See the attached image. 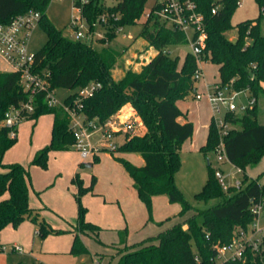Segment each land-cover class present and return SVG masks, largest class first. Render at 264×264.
<instances>
[{"label":"trees","instance_id":"1","mask_svg":"<svg viewBox=\"0 0 264 264\" xmlns=\"http://www.w3.org/2000/svg\"><path fill=\"white\" fill-rule=\"evenodd\" d=\"M147 1L116 0L114 5L107 6L105 0H88L82 5L90 31L94 30L102 15L107 16V22L100 24L106 29V37L99 39L103 44L101 49L94 46L93 40L75 39L58 29L47 17L50 0H0V23H9L15 16L30 10L41 13L39 24L48 38L35 53L33 71L50 82L52 88L74 89L65 97L64 104H73L79 89L91 82H99L101 86L92 95L80 100L82 107L79 110L88 118L103 122L127 103L136 109L147 132L126 138L115 150L108 152L131 176L139 199L146 205L149 219H152L153 197L157 195H166L170 203L179 204L178 215L192 208L176 185L175 173L182 162V144L193 135L194 123L179 121L184 113L177 101L195 92L197 59L190 50L179 65V56H172L168 50L171 46L187 44L186 34L172 29L151 14L142 23L140 35L154 45L158 53L140 71L128 70L122 78H113L118 52L111 43L118 35L117 28L135 24L143 15ZM238 1L195 0L197 9L204 16L207 31L204 60L218 65L219 83L225 84L235 78V89H247L257 98V103L243 114L232 118L230 113L233 112L225 113L226 122L240 124L224 135V146L228 161L244 173L241 186L232 185L225 190L208 162V178L196 198L205 202L218 199V202L196 213L200 220L192 217L187 221V228L175 224L157 236L148 237L137 247L123 249L117 264L264 263V252L251 249H247L246 259L216 261L215 245L230 242L239 230L235 231L236 227L248 230L255 219L251 206L264 196V171L258 177L245 173L247 166L258 164L264 156V123L258 117V99L264 94V0H256L260 8L258 17L234 26L231 18ZM215 7L217 9L213 12ZM155 8L154 4L152 9ZM233 27L237 31L236 39L226 34ZM20 78L19 71L0 70V230L8 224L18 226L26 218L38 221V213L29 203L27 169L19 162H3L6 151L17 141V129L12 136L11 128L2 123L6 111L31 97L23 89ZM33 103L35 110L27 119L37 120L44 113L53 115L51 141L33 159V163L46 167L50 151L69 150L76 138L70 128L71 115L64 105L50 107L45 92L33 96ZM219 141V128L212 118L206 143L200 151L206 154L216 149ZM132 152L141 155L143 164L137 165L120 154ZM99 160L96 155L92 165ZM96 180L93 175L88 187L76 174L74 181L78 185L79 199L83 193L92 190ZM85 209L80 206V226L76 227L71 252L85 249L78 232L94 228L84 221ZM39 226L43 234L50 231L44 219Z\"/></svg>","mask_w":264,"mask_h":264},{"label":"rangeland","instance_id":"2","mask_svg":"<svg viewBox=\"0 0 264 264\" xmlns=\"http://www.w3.org/2000/svg\"><path fill=\"white\" fill-rule=\"evenodd\" d=\"M105 1L107 6L116 3V0ZM155 1L148 0L144 13L137 22L125 25L112 41L111 44L118 52L112 70L115 80L122 78L128 70L140 71L151 56L158 53L157 48L140 35L145 12L153 8ZM73 4V0H50L47 17L58 29H63L65 35L75 38L70 23L73 15H79V12ZM259 14L260 8L256 0H243V5L235 9L231 22L235 26L241 21L256 18ZM94 31H102L99 23L95 25ZM262 32L264 33V19ZM128 34H131L132 38H128ZM226 34L236 39V28L229 29ZM47 38L45 30L37 23L28 41L29 52L39 51ZM81 39L87 40L85 36ZM94 46L101 49L103 44L95 40ZM169 51L172 56H179L181 65L190 47L188 44L175 45L171 46ZM202 67L208 84L213 86L221 81L216 63L204 60ZM196 86L198 92L206 91L204 79L197 81ZM73 91L74 89L57 88L59 102H63ZM252 96L251 91L243 90L235 97L234 102L236 105L247 104ZM128 104L130 103L126 105ZM177 104L185 113L188 112L189 118L196 123L193 135L182 144V162L175 173L176 185L192 208L178 215L176 213L180 210L179 204L170 203L166 196H157L153 202L152 219H149L148 209L133 187L131 176L108 151L101 152V161L93 165L87 164L76 149L50 151L47 166L44 167L33 163V159L36 153L51 141L52 113L42 114L38 121L20 120L16 125L17 141L6 151L3 162H19L27 169L29 203L38 213V221L26 218L18 226L8 224L0 230V243L6 247V250L1 252L0 264H117L123 249L137 247L148 237L157 236L175 224L186 228L187 221L194 216L200 220V216L195 214L218 202V199L205 202L196 198V194L203 189L207 181L208 162L214 169L222 168L230 185L241 180L244 173L227 159L218 160L217 149L209 150L205 154L199 148L207 140L202 124L210 123L214 117L219 125L227 108L221 105L219 110L215 111L206 94L197 98L195 92L185 99L178 100ZM124 106L118 111L121 112ZM258 109L259 121L264 123V94L259 96ZM230 116L233 118L238 114L230 113ZM141 124L144 122L140 117L139 128ZM228 127H240V124L231 122ZM117 139L123 141L121 136ZM127 155L135 164L139 158L142 159L139 153ZM127 155L124 157H128ZM77 171L83 184L88 187L92 184L93 174L97 177L92 190L83 193L80 199L78 185L74 181ZM263 171L264 156L258 164L247 166L245 173L258 177ZM81 205L86 208L84 221L94 228L78 232L85 249L71 252L76 227L80 226L78 223ZM43 219L48 222L50 228L45 234L40 232L39 226ZM258 222L264 227V211ZM253 227V223H250L248 231L251 232ZM238 229L240 228L236 227L235 231ZM14 245H19L21 250H15ZM193 248L197 251L195 245Z\"/></svg>","mask_w":264,"mask_h":264},{"label":"built area","instance_id":"3","mask_svg":"<svg viewBox=\"0 0 264 264\" xmlns=\"http://www.w3.org/2000/svg\"><path fill=\"white\" fill-rule=\"evenodd\" d=\"M74 8L79 15H73L70 27L73 29L75 39H81L83 36L87 40H98L106 37V29L95 32L89 30V26L83 16L82 5L88 0H73ZM243 5V0L238 1V6ZM155 9L145 12V19L151 14L159 17L167 26L174 30L183 31L188 39L190 50L197 59V68L194 72V79L199 81L204 77L202 62L204 61V48L206 47L207 31L203 14L197 9L195 0H156ZM216 7L213 12L216 11ZM41 13L36 10L15 16L9 23H0V57L10 66L12 71L21 73L20 83L25 91L30 94L28 101H22L18 105L10 106L5 114L3 124L11 128V135H15L16 125L22 119H27L35 110L33 96L39 92H45V99L50 107L59 104L64 105L65 109L71 115L70 128L73 131L76 141L74 147L80 152L81 157L87 164L92 165L94 157L104 151L115 150L120 141L117 137L126 138L138 134L139 118L132 113L117 111L105 121H99L96 118L90 119L81 112L80 100L92 95V93L101 86L99 82H91L87 86L79 89L78 97L73 104H64L59 102L56 89L52 88L43 76L33 71L35 53L28 50V41L32 29L39 23ZM107 22V16L102 15L100 20L95 23L101 24ZM95 29V28H94ZM123 27L117 28L119 34ZM84 30V31H83ZM131 38L132 36L129 35ZM168 52H170L168 50ZM235 78H232L225 84L216 83L209 85L205 92H196V97L201 98L207 95L215 111L219 110L221 105L227 108V111L243 114L257 103V98L253 95L247 104L236 105L235 97L243 90L234 88ZM196 90V88H195ZM214 118V117H213ZM215 120V118H214ZM216 123V121H215ZM229 122L225 121V115L220 124L217 125L220 133V141L216 147L218 151V160L227 159L224 135L230 129ZM226 128L224 131L223 129ZM228 160V159H227ZM84 164V162H82ZM215 175L222 187L227 190L230 186L226 181V176L221 168L215 169ZM241 186V180L234 184ZM251 211L255 214L253 229L249 232L240 228L232 240L222 245H215L217 250L216 261L223 260H243L246 259L247 249L257 253L264 252V227L258 222L261 213L264 211V196L251 206ZM15 250H21L19 245H14ZM6 247L0 244V253L5 251ZM264 264V263H263Z\"/></svg>","mask_w":264,"mask_h":264},{"label":"crops","instance_id":"4","mask_svg":"<svg viewBox=\"0 0 264 264\" xmlns=\"http://www.w3.org/2000/svg\"><path fill=\"white\" fill-rule=\"evenodd\" d=\"M129 35H131V34H128V38H130L129 37ZM132 36V35H131ZM132 38V37H131ZM88 41V40H87ZM98 41V40H97ZM93 42H95V40H93ZM100 42V41H99ZM158 52V51H157ZM157 53H155L154 55H152L151 56V58L153 57V56H155ZM151 58L148 60V62L151 60ZM0 70H2V71H10L11 70V68H10V66H9V64L4 60V59H2L1 57H0ZM202 79H204V82H205V89L207 90V88H208V86L210 85V84H208L207 83V81H206V79H205V75H204V77L202 78ZM196 92H197V86H196V90H195V96H196ZM180 109L182 110V112L184 113L182 116H180L179 117V121L180 122H185V121H187V120H189V121H192L193 123H195V121L194 120H192V119H190L189 118V116H188V112H186L185 113V111L180 107ZM121 112H124V113H132V114H134V115H136L137 117H138V113H137V111H136V109L131 105V104H128V105H125L124 107H123V110L121 111ZM138 118H140V116L138 117ZM39 119V118H38ZM38 119L36 120V121H38ZM209 124L210 123H208V122H204L203 124H202V127H204L205 128V130H206V134H207V136H208V130H209ZM52 126H53V122H52ZM196 127V123L194 124V128ZM196 129V128H195ZM146 131H147V128H146V126L144 125V124H141L140 125V128L138 129V134L137 135H143V134H145L146 133ZM207 136H206V139H207ZM124 141V140H123ZM123 141H121V142H123ZM120 142V143H121ZM206 143V142H205ZM205 143H203L202 145H204ZM200 145V144H199ZM201 145V146H202ZM201 146H199V148L201 147ZM72 149H76L74 146L71 148V149H69V150H72ZM69 150H59V151H69ZM77 150V149H76ZM78 151V150H77ZM55 152H57V151H55ZM133 153V152H132ZM121 155L122 156H126L127 155V153H121ZM128 157H125V158H129L130 159V157H129V155H127ZM99 157H100V160H99V162L101 161V154H99ZM131 161V160H130ZM98 162V163H99ZM134 163V162H133ZM137 163V165H141V164H143V159H140L139 158V160L136 162ZM97 164V163H96ZM95 164V165H96ZM220 168V167H219ZM239 169V168H238ZM221 170H222V168H221ZM223 171V170H222ZM78 173V171L76 172V174ZM93 175H95V174H93ZM96 176V175H95ZM97 178V177H96ZM132 184H133V180H132ZM134 187V186H133ZM7 196V195H6ZM157 196H166V195H157ZM157 196H154L153 197V202H154V200H155V198L157 197ZM167 197V196H166ZM168 198V197H167ZM168 201H169V199H168ZM187 228V227H186ZM1 244V243H0ZM2 253H0V255H1Z\"/></svg>","mask_w":264,"mask_h":264}]
</instances>
